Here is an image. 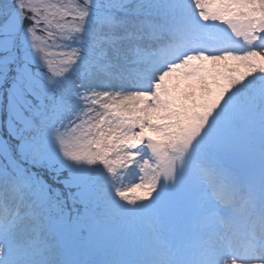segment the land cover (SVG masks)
<instances>
[{"label": "snow or ice", "instance_id": "snow-or-ice-1", "mask_svg": "<svg viewBox=\"0 0 264 264\" xmlns=\"http://www.w3.org/2000/svg\"><path fill=\"white\" fill-rule=\"evenodd\" d=\"M0 264H264V0H0Z\"/></svg>", "mask_w": 264, "mask_h": 264}]
</instances>
